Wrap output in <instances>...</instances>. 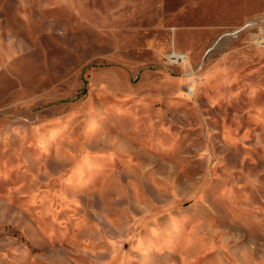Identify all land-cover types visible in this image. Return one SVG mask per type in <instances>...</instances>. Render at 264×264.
<instances>
[{"label":"rangeland","instance_id":"obj_1","mask_svg":"<svg viewBox=\"0 0 264 264\" xmlns=\"http://www.w3.org/2000/svg\"><path fill=\"white\" fill-rule=\"evenodd\" d=\"M264 0H0V264H264Z\"/></svg>","mask_w":264,"mask_h":264},{"label":"crops","instance_id":"obj_2","mask_svg":"<svg viewBox=\"0 0 264 264\" xmlns=\"http://www.w3.org/2000/svg\"><path fill=\"white\" fill-rule=\"evenodd\" d=\"M257 116H259V117H263L264 116V108L263 107H259L257 109L256 117Z\"/></svg>","mask_w":264,"mask_h":264}]
</instances>
